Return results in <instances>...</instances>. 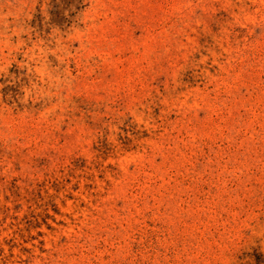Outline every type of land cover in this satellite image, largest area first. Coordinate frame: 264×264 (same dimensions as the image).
Wrapping results in <instances>:
<instances>
[{
    "label": "rangeland",
    "instance_id": "374dc122",
    "mask_svg": "<svg viewBox=\"0 0 264 264\" xmlns=\"http://www.w3.org/2000/svg\"><path fill=\"white\" fill-rule=\"evenodd\" d=\"M0 264H264V0H0Z\"/></svg>",
    "mask_w": 264,
    "mask_h": 264
}]
</instances>
